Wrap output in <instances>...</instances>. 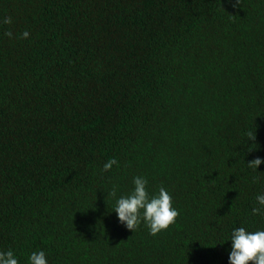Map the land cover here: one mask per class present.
<instances>
[{"label":"trees","instance_id":"1","mask_svg":"<svg viewBox=\"0 0 264 264\" xmlns=\"http://www.w3.org/2000/svg\"><path fill=\"white\" fill-rule=\"evenodd\" d=\"M7 16L0 252L18 264L39 251L48 264H229L235 228L264 231L252 214L264 213V163L247 166L264 160V0H0ZM137 176L179 212L155 236L113 210Z\"/></svg>","mask_w":264,"mask_h":264},{"label":"clouds","instance_id":"2","mask_svg":"<svg viewBox=\"0 0 264 264\" xmlns=\"http://www.w3.org/2000/svg\"><path fill=\"white\" fill-rule=\"evenodd\" d=\"M240 0H236V5ZM235 6V5H234ZM0 23L11 25L12 17H4ZM9 38L13 37L11 31L4 33ZM30 33L24 31L19 39L29 38ZM248 139L255 141L256 132L246 133ZM255 145V144H253ZM256 146V145H255ZM252 148H249L251 151ZM264 163V160L257 157L247 163V166L253 170ZM113 165H118L115 158L109 159L103 166V171L112 169ZM253 182L256 178L253 177ZM148 180L145 177L137 176L133 178L134 188L127 196H120L116 199L113 210L117 214L120 223L134 233L141 222L148 228L150 235H157L162 230H166L174 224L179 215L178 210L172 206V197L163 187L159 188L157 194L150 196L147 191ZM117 187L114 185L112 190L107 193V197L116 198ZM257 203L264 207V194L256 197ZM252 214H262L261 207H254ZM231 252L228 256L229 264H264V231L249 232L244 227L235 228L231 235ZM29 264H48L43 251L32 252L28 257ZM0 264H18V259L14 256L12 250L0 252Z\"/></svg>","mask_w":264,"mask_h":264}]
</instances>
